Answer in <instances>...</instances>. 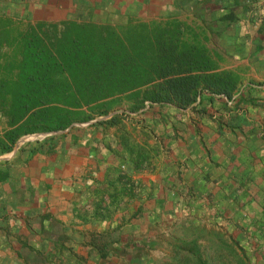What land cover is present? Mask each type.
Here are the masks:
<instances>
[{
  "label": "rangeland",
  "instance_id": "374dc122",
  "mask_svg": "<svg viewBox=\"0 0 264 264\" xmlns=\"http://www.w3.org/2000/svg\"><path fill=\"white\" fill-rule=\"evenodd\" d=\"M225 8L229 6L224 7L222 0H0V18L9 20L13 29L22 31L37 22L93 20L120 27L132 41L147 36L153 47L156 37L175 39L178 52L187 50L197 60L199 68L193 73L227 77L234 84L227 96L201 83L192 108L174 104L149 108L145 101L142 114L130 111L129 101L122 99L107 115L95 111L91 120L75 122L76 130L26 134L3 153L7 161L21 147L26 161L40 142L55 135L51 154L57 159L49 160L46 176L61 167L56 179L63 182L66 176L72 181L71 186H57L61 195L71 192L60 209L72 208V220L82 221L77 224L96 220L103 224L82 233L86 243L71 250L77 262L264 264V233L242 229L240 222L246 218L240 205L226 215L227 202L210 198L207 181L192 178L194 167L204 164L205 175L210 166L212 134L223 137L245 123V115L254 107H247L244 100L253 98L248 92L262 83L255 73L237 70L240 57L229 53L230 39L224 36ZM156 30L161 33L156 35ZM234 43L233 50L239 52V42ZM9 52L3 47V54ZM113 114L120 122L103 131L94 128ZM6 122L0 108V137L8 128ZM63 133L67 135L61 137ZM121 136L127 138V147L119 146ZM78 163L85 167L80 174ZM55 220L51 224L58 229ZM70 236L72 241L79 238L77 233Z\"/></svg>",
  "mask_w": 264,
  "mask_h": 264
},
{
  "label": "trees",
  "instance_id": "16d2710c",
  "mask_svg": "<svg viewBox=\"0 0 264 264\" xmlns=\"http://www.w3.org/2000/svg\"><path fill=\"white\" fill-rule=\"evenodd\" d=\"M138 38L132 41L120 27L93 20L37 22L21 31L0 18V108L8 126L0 137V151L10 152L26 134L76 130L75 122L91 120L95 111L107 115L122 99L129 101L130 111L144 114L145 101L149 108L194 107L201 83L231 95L234 84L229 78L193 73L199 68L197 60L187 50L178 52L175 39L156 37L153 47L147 36ZM3 47L10 54H3ZM118 121L119 115L113 114L93 126L103 131ZM54 139L47 136L31 154L53 153ZM127 141L121 136L119 146L127 147ZM5 172L3 177L8 176Z\"/></svg>",
  "mask_w": 264,
  "mask_h": 264
},
{
  "label": "crops",
  "instance_id": "0c3cea01",
  "mask_svg": "<svg viewBox=\"0 0 264 264\" xmlns=\"http://www.w3.org/2000/svg\"><path fill=\"white\" fill-rule=\"evenodd\" d=\"M222 1L224 7L229 6L224 11V36L230 39H226L230 41L229 53L240 57L237 70L255 73L262 83L259 89L248 92L253 98L244 100L247 107H254L245 115V123L223 137L212 134L210 166L205 175L204 164L194 167L192 178L207 181L210 198L227 202L226 215L240 205L239 210L246 218L240 222L242 229L264 233V0ZM235 41L239 42V52L233 50ZM207 49L212 50L210 46ZM50 159L57 158L40 151L25 161L20 147L10 160L3 161L0 151V264H88L86 260L79 263L72 259L71 250L86 243L82 233L88 227L101 229L103 224L99 220L77 224L82 221L72 220V208L60 209V203L71 192L61 195L57 186L63 183L71 186L72 181L66 176L63 182L56 179L55 173L61 167L46 176ZM78 165L80 174L85 167L82 163ZM3 171H8L7 177H3ZM53 220L59 224L58 229L52 226ZM63 232H68L66 237L61 236ZM74 233L79 238L72 241L70 235Z\"/></svg>",
  "mask_w": 264,
  "mask_h": 264
}]
</instances>
